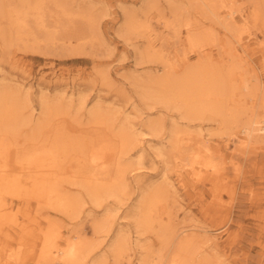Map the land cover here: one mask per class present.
Returning a JSON list of instances; mask_svg holds the SVG:
<instances>
[{"label": "rangeland", "instance_id": "obj_1", "mask_svg": "<svg viewBox=\"0 0 264 264\" xmlns=\"http://www.w3.org/2000/svg\"><path fill=\"white\" fill-rule=\"evenodd\" d=\"M58 1L56 7L45 3L46 7L53 8L45 21L52 23V28L48 31H54L49 33L50 36L57 32L54 38H46L42 29H38L36 38L31 34L36 28L31 26L30 32L24 33L25 35L20 33L21 39H17V34L7 28V20L0 17V84L7 90V95L12 97L11 102L14 100L26 103L18 117L15 131L19 146H27L31 142V130L43 112L40 99L45 100L51 109L58 106L57 112L69 113L66 118L64 115L60 116L61 122L58 125L66 129L68 137L80 140L82 146H89L91 140L94 142L107 131V138L112 137L111 134L116 135L122 125H133L140 134L132 133L130 144L121 159L123 164H126V160L130 166L121 185L111 189L110 193H101L98 204L90 200L79 181L69 183V179V182L62 183L68 189L69 195L80 198V205L67 212L43 208L41 217L48 220L49 228L60 230L68 237L81 235L80 237L87 240L89 252L84 253V264H88L101 251H106L105 244L118 228L123 230L127 240L126 250L115 264H135L141 257L149 260L160 249L168 257L173 251L174 243L183 236L189 237L190 241L195 237L191 247L194 248L195 245V249H199L201 254L196 255L205 259L203 264H264V143H260L261 150L249 154L248 160H245L246 156L232 155L233 144L242 136L241 133L236 132L234 136H229V131L219 125V118L211 116V113L197 117L188 115L182 98L172 91L169 83L165 93L160 92L155 83L148 86L145 84L151 77L156 76L154 79H157V76L168 73L172 79L181 78L186 67L201 64L210 72L209 75H221L225 87H228L225 81L227 73H231L235 78L231 84L237 87V92L244 93V86L250 84V75L254 73L259 87L251 83L244 107L262 112L264 70L260 63L264 60V0L231 1L240 8V11L237 10L240 12L238 27L239 32L241 31L238 35L243 38L241 46L234 44L236 36L224 35L221 26L212 16L206 14L208 17L204 19L205 14H200L204 12L198 8L196 10L192 0ZM254 3L260 4L261 15L257 20H254L252 11ZM59 4L65 6L72 16L60 19V15H55L61 12L62 7ZM1 9L7 12L9 7L1 3ZM85 11L91 13L89 21L97 24L93 31L82 15L73 16ZM125 12L138 23L146 24L145 21H150L155 25L156 33L161 35L160 41L166 48L162 47L160 51L164 53L163 57L172 69L164 66L163 60L154 61L148 57L145 29H133L128 35L120 36L119 30ZM187 16L193 23L201 19V27L207 30L208 34L202 41V55L185 43L183 27L174 24L175 17L182 23ZM198 16L204 17L202 19ZM30 18H26L29 26L34 21ZM51 20L57 23L53 24ZM165 23L169 27L164 29L162 26ZM175 29L180 31L177 37L179 39L176 40L173 34ZM233 45L239 48L234 54L229 53V48ZM158 47L157 40L154 49ZM70 85L74 92L81 91L80 96L85 100L81 107L77 105L79 95L72 97L74 102L71 105L67 102ZM250 91L253 92L252 95ZM167 97L170 100H166ZM217 99H220L217 102L222 101L221 96ZM94 104H98L100 112L106 118L101 120L100 125L88 124V112ZM125 115L128 116L127 122ZM55 122L52 124L55 125ZM152 122L161 123L159 131L152 129L151 132L147 127ZM172 124L177 125L178 135L185 140L186 137H196L199 132L208 137L213 161L219 162V167L224 169H221L220 178L216 177L218 181H211L212 178L208 177L217 176L214 172H209L202 180L196 181L188 174L186 166L176 167L174 156L177 148L172 150L169 141L162 140ZM46 134L49 133L44 130L43 135ZM157 148H162V158L154 155ZM71 155L73 157L74 154ZM71 155L67 165L77 163V160L71 159ZM81 156H77L80 161ZM231 161L241 165L239 170H234ZM162 167L164 170L166 168V182L155 179L157 168ZM136 181L141 190L146 189L152 182L164 184L162 199L152 213V227L140 234L134 232V221L130 217L135 203L132 189L136 187ZM23 203L15 201L14 205L7 200L2 205L0 264H37L42 241L37 232H34V213H28L31 207L28 208ZM214 210L218 212L213 213ZM41 217L39 219L44 221ZM96 221H102V224L100 229L94 230L93 223ZM160 227L164 230L163 237L157 233ZM191 236L193 237L190 238ZM135 237H138V246L132 244ZM108 260L114 262L113 255H108ZM38 264L62 263L40 261Z\"/></svg>", "mask_w": 264, "mask_h": 264}, {"label": "bare ground", "instance_id": "obj_2", "mask_svg": "<svg viewBox=\"0 0 264 264\" xmlns=\"http://www.w3.org/2000/svg\"><path fill=\"white\" fill-rule=\"evenodd\" d=\"M192 1L196 10L198 8L199 11L204 12L203 14L200 12L201 15L205 14V17L202 16L204 19L208 16H212L214 21L221 26L224 35H230L229 37L236 36L234 44L236 43L241 46L240 43L243 41V38L241 39L242 36L238 35L241 32H239L238 27V14L240 13H238V10L240 8L238 7V9L233 5L235 0ZM58 2V0H33V2H31V0H0V5L1 3H4L9 7L7 12L2 9L0 10V17L7 20V28L9 27L14 34H17V39L20 38V33L25 35L24 33L28 31L30 32L32 29L31 26L36 28L35 31L31 33L33 36L37 38L38 29H42L44 30L42 33H44L47 36L46 38L49 39V33L54 31V29L50 32L48 31L51 30L52 23L48 22V24L45 19L50 12H53V8L46 7L45 3H51L53 7H56ZM59 5L62 7L61 12L56 13L55 15H60V19L67 18L69 15L72 16L71 13H68L69 10L67 11L65 6L61 4ZM253 6L254 8H252V11L255 15L254 20H257L261 15L260 4L254 3ZM262 8L264 9L263 5ZM196 13H198V11ZM78 15H82V17L86 19L85 21H88L87 24L92 31L97 28V24L89 21V18L92 17L90 12L85 11L75 13L73 16L77 17ZM30 17L34 21L32 23L33 25L30 24L29 26L27 25L26 18ZM189 19L190 18L188 17L181 23V21L175 17L174 24L178 25V27H183L185 31V43L194 47L193 49L196 50L199 55H202V41L204 40V36L208 34L207 30L206 28L204 29L201 27L202 22L200 21V18V20H196L194 23ZM54 22L53 24L57 23L56 21ZM66 23L67 22L65 21V28L67 26ZM145 23L146 24H141L136 22L133 16L126 13L123 22L121 23L119 34L120 36H124L128 35L133 29H145L144 31L146 32L148 43L147 49L151 50L146 51L148 57L154 61L163 60V65L172 69V66L167 63L166 59H164V53L160 51L163 47V44L160 41L161 35L156 33L157 30L154 27L155 25L150 21H145ZM168 27L169 24L166 23L162 26L164 29ZM1 33H3V31H1ZM52 34H54V32ZM173 34L176 36H173L175 37L174 40H176L180 34L179 29H175ZM54 35L50 36V38H54ZM246 37H248V35ZM34 40L36 39L34 38ZM157 40L159 41V47L158 49H154L155 41ZM237 45L231 46L229 48V53L234 54L235 51H238L239 48ZM163 49H166L165 46ZM261 50L262 49H260V51ZM260 64L264 70V60ZM198 65L199 64L188 68L186 67L185 74L181 78L172 79L168 76L170 75L168 73L161 77L157 76V79H154L156 76L151 78L148 77L150 80L145 83L146 80L143 79L145 82L142 83L147 84L146 86L155 83L157 89L162 93L165 91L167 83H169L172 91L182 98L184 110L188 115L197 117L204 113H211V116L219 118V125L223 127L224 130L229 131V136H234L236 132L241 133L242 136L239 138L237 137V142H234L233 144L234 149L232 155L235 154V156L240 157L246 156L245 160H248L249 154H254L257 150H261L260 143H264V110L262 112H256L253 108L244 107V104L246 103L245 101H247L246 96L249 94V90L252 86L251 83L256 87H259V83H257L259 81L256 79L257 76L254 75V73L250 75V84L244 86L246 92H237V87H235L234 84H231L235 80L231 73H227V78L223 77L228 85V87H225L221 80V75H209L210 72L206 67H202L201 64ZM146 86H144V89ZM65 87L67 88V86ZM69 89L70 93H68V100H66L71 105L74 102V98L72 97L75 96V94L76 97L77 95L80 96L82 94L81 91L74 92L71 85L69 86ZM252 89H254V87H252ZM41 91L42 89H40V92ZM252 91H250V95L253 94ZM7 94V90H5L0 84V211L2 205H5V201L7 200L14 203V205L15 201H22L28 208L31 207V209H28V213H34V217L32 216L36 220L34 232H37L39 235L38 237L42 241L38 251L37 264L40 261H58L62 264H84V260L86 259L84 253L88 251L87 240L80 237L81 235L68 237V235H65L60 230L49 228L48 220L45 217H41L43 216L41 210L43 208H50L52 210L67 212L75 210L80 205V198L69 195L67 193L68 189L62 185L63 182H69V179V183L74 182V180L79 181L78 183L84 187L90 200L93 201L94 204H98L101 193H110L111 189H114L119 184L121 185L124 176H126L125 173L127 174V169L130 167L126 160L124 162L126 164H123L121 159H123V154H125V151H127L130 144V136L132 133H137L138 135L140 134V131L135 129L133 125H122L118 131H116V135L111 134L115 140L110 136V138L105 136L108 132L106 130L107 132L103 134L101 138L99 137L97 140H94V142L91 140L89 146H82L83 143L80 140L68 137L66 135V129L58 125L60 124V116L62 115L63 117L64 115L66 118L69 113L57 112L59 110L58 106H54V108L51 109L50 105L48 106L45 100L40 99V108L43 112L41 117L36 119L34 127L31 130L33 132H31V137H29L31 142L29 141L27 146L20 147V143L16 141L15 131L19 122L17 121L18 117L26 103L24 104V102H16L14 100L11 102L12 97L10 94ZM219 96L222 97V101L217 102L220 100L217 99ZM165 99L170 100L168 97ZM84 101L83 96L78 97L77 105L81 107ZM93 106L90 112H88V124L97 125L99 123L100 125L101 120H106V118L104 113L100 112L98 104H94ZM32 110L34 109H31V111ZM127 120L128 116L125 115V121L127 122ZM52 122H55L56 124L53 125ZM160 124V122H152L148 123L147 127L150 128L151 132L152 129L157 132L160 130ZM44 130L46 133H49L48 135L46 134L47 136L43 135ZM178 132L179 129L177 125L172 124L169 132L162 139L169 141L172 150L175 149V147L177 148L178 151L174 156L176 167L177 165L181 167L186 166L188 168V171H186L191 177H193L192 179H195L196 181L202 180L205 174L214 172L217 174L214 178L213 176H207L209 179L212 178L211 181H218L216 177L220 178V172L223 168L222 166L219 167V162L213 161L212 154L210 153L211 146L207 139L208 137L206 138L205 135L199 132L196 137H186L185 140L178 135ZM154 152L156 153L154 155L157 157L161 156L162 158V148H157ZM71 154H74L73 157ZM70 155L71 159L73 158L74 160H77V163L75 162L76 164H70V162L68 163L70 165L66 164ZM79 155H82L81 161L79 160L80 158L77 159V156ZM178 161L180 163L177 164L176 162ZM231 163L236 171L241 167V165L234 161H231ZM250 166H252V164H250ZM207 169H211V171H208ZM165 170L163 167L161 169L157 168L158 172L155 174L156 181L160 180L161 182H166L167 176ZM135 184L136 187L134 190L132 189V194L134 193L133 195H135V203L133 210H131L132 215H130V217L134 221V232L140 234L141 231L152 227V213L155 211L158 202L162 199L164 184L160 182H152L148 184V187L144 190H141L138 181H136ZM211 186H213V184ZM216 212H218V210L213 211V213ZM39 217L44 218V221H41L42 219L40 220ZM101 224L102 221L94 222L93 229H100ZM46 226L48 227L46 228ZM157 233L160 237H163V228L160 227ZM34 235L36 234L34 233ZM192 237L193 236L190 238ZM193 238L195 240V237ZM193 238L191 240L193 242L190 241L189 237L185 236H183V238L181 237L180 240H177L173 245V251L168 257L164 256L160 249L153 258L147 260L144 257H141L140 259H137L138 262L135 264H203L205 259L199 258V256L196 255L197 253H200L199 249L196 250L194 244V248L191 247V243L195 242ZM126 240L123 230L118 228L105 244L107 248L106 251H101L94 258L90 259L88 264H115L126 250ZM133 243L138 246V237L132 239V244ZM108 255H113L114 262L112 261L111 263L108 260Z\"/></svg>", "mask_w": 264, "mask_h": 264}]
</instances>
